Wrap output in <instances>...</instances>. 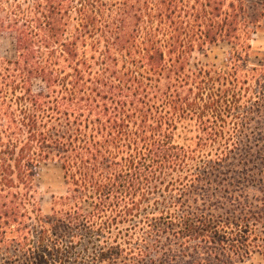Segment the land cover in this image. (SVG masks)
<instances>
[{
    "label": "trees",
    "instance_id": "16d2710c",
    "mask_svg": "<svg viewBox=\"0 0 264 264\" xmlns=\"http://www.w3.org/2000/svg\"><path fill=\"white\" fill-rule=\"evenodd\" d=\"M249 1L0 0V34L14 52L0 54V264L18 254L45 264L41 249L60 225L117 233L125 244L138 237L129 252L103 249L98 264H235L264 254V189L238 192L256 178L224 168L243 114L264 103V60L250 65L264 0L255 20ZM218 44L230 49L224 64L192 67L194 53ZM50 162L68 192L46 217L38 173ZM256 176L264 184V162ZM213 183L231 192L230 216L182 201ZM83 240L78 233L69 246ZM56 252L48 263L67 264Z\"/></svg>",
    "mask_w": 264,
    "mask_h": 264
},
{
    "label": "rangeland",
    "instance_id": "374dc122",
    "mask_svg": "<svg viewBox=\"0 0 264 264\" xmlns=\"http://www.w3.org/2000/svg\"><path fill=\"white\" fill-rule=\"evenodd\" d=\"M259 2H261V0H250L248 2V5L251 8V18L254 20L260 15V13L263 12L262 7L258 4ZM252 3H255L256 5H253ZM259 21L260 24H257L258 28L256 33L251 36L252 50L250 65L258 64L260 61L264 60V17ZM12 46L11 39L0 34V54L9 58L13 57L14 52ZM229 50L230 49L227 45L218 44L212 46L208 51L206 50V54L194 53L192 57V67L197 65H209V67H212L213 65H222L226 61V58H228ZM260 88H264V85ZM243 117L244 129L239 135V146L235 150L233 158L225 165L224 168L243 171L241 172L243 175L248 173L253 179L256 178L258 184L253 183L251 185L246 183V180L235 184L233 188L238 192L244 190L245 192H253V189L255 191H259L260 189H264V186H262L264 184L259 182L256 176L262 166V163L264 162V103H262L261 110L257 109V104L250 106L246 113L243 114ZM242 162H245V164H242ZM244 168L246 169L244 170ZM232 177L229 179L234 182L235 179ZM211 178L214 179V176ZM38 185L42 213L46 217H51L54 202L59 197L65 196L68 192V186L65 184L64 171L60 163L50 162L42 165L38 173ZM222 185L223 184H221L218 188V186L213 183V186H210L212 187L210 191L199 190V192H197L198 194H186L183 196L182 201L185 203L187 209L191 211H194L197 206L200 208H208V212L210 213H223L226 217L230 216L231 213L228 211L230 206L228 205L227 198L230 196L229 194H231V192L226 193L225 191L220 190L222 187L225 188ZM205 188H209V186H206ZM194 198H197L198 202H193L192 199ZM211 205L212 207H210ZM254 212H257V209H254ZM92 232L98 233V228L92 229ZM78 233L80 234V237H84L82 244L70 247L69 245L72 237L74 235H78ZM96 233L86 234L83 232H77L66 228L64 225L54 228L49 236V240L45 244V247L41 249V251H43L44 258L46 259L45 264H50L48 263L49 260L55 263L57 259L56 256L58 254L56 252L57 246L61 247L62 252L67 255L64 263L98 264L96 257L104 251L103 249L108 250V248L112 245L120 244L122 250H125L127 247V251L129 252V249L132 250V248L137 247V243L140 244L137 240L138 237H134L135 239L131 238L130 243L125 244L123 242L124 237H122L121 243L116 242L115 238L117 233H114L113 236L106 233ZM167 235L162 234L160 240L165 243L167 241ZM262 236H264V234H262ZM156 238L157 235L154 233L150 234L148 237V245H155ZM56 241H60L61 245H56ZM122 253V256H125L123 251ZM18 255L19 257L16 260L18 263H29L25 261L26 259L21 254ZM35 257L36 255L33 257L34 261ZM7 258L8 257L5 255H1L0 261L2 263H7ZM125 261L126 259L115 257L114 261L110 264H124ZM17 262L13 261L12 264H16ZM235 264H264V254L256 253L250 259H246L244 262H236Z\"/></svg>",
    "mask_w": 264,
    "mask_h": 264
}]
</instances>
